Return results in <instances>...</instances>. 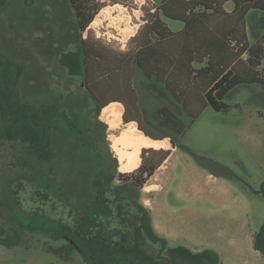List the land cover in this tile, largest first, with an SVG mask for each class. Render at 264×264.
<instances>
[{
  "label": "rangeland",
  "instance_id": "rangeland-1",
  "mask_svg": "<svg viewBox=\"0 0 264 264\" xmlns=\"http://www.w3.org/2000/svg\"><path fill=\"white\" fill-rule=\"evenodd\" d=\"M84 1L85 18L99 10L80 33L79 17L68 0H0V54L25 68L19 84L22 99L56 104L69 114H78L85 140L79 141L63 124L54 126V158L40 167L49 200L35 201V187L23 180L19 208L31 213L39 206L46 216L70 222V208L85 212L93 201L91 180L96 170L114 167L117 158L118 172L127 173L112 147L122 130L111 131L101 117L102 110L96 116L83 71L68 73V67L82 63L79 34L102 52L123 56L136 47L134 38L146 23L148 11L153 12L162 0ZM226 8L232 11L233 2ZM263 18L264 13L248 16L251 45L256 42L253 25L264 35ZM167 24L174 32L184 28L178 21ZM260 72L263 77L264 64ZM132 81L139 99L138 124L132 123L147 136L170 138L164 140L167 149L172 150L170 140L175 145L144 189L135 192L136 199L150 209L156 233L171 246L194 252L213 250L220 255L221 264H264V256L254 249V236L264 223V82L232 88L223 98L225 108L220 112L206 105L195 118L203 104L192 101L191 118L183 112L176 116L174 110L169 118H161L155 112L161 108L162 97L141 89L137 77ZM112 94L125 99L120 88ZM120 105L123 129L128 124L123 120L125 107ZM160 147L156 150L165 149ZM141 155L138 168L153 159L149 153ZM29 157L19 143H0V230L8 231L12 239L16 233L21 237L18 246L0 244V264H82L78 258L73 262L65 259L64 242L22 228L20 222L26 226L28 216L14 214L10 208L14 204L9 198L10 183L13 189L22 176H28L21 161ZM56 194L61 197L57 199Z\"/></svg>",
  "mask_w": 264,
  "mask_h": 264
},
{
  "label": "trees",
  "instance_id": "trees-1",
  "mask_svg": "<svg viewBox=\"0 0 264 264\" xmlns=\"http://www.w3.org/2000/svg\"><path fill=\"white\" fill-rule=\"evenodd\" d=\"M68 1L79 17V32H85L99 8L85 18V1ZM230 1L234 9L227 11L226 4ZM151 11L134 38L138 40L136 47L123 56L102 52L79 34L82 63L76 69L68 67V73L83 71L96 116L103 107L116 102L125 107L123 119L138 124V91L132 81L136 77L141 89L148 93L155 91L158 98L162 97L161 108L155 112L161 118H169L171 110L176 116L183 112L191 118L193 102L197 106L203 104L195 118L206 105L220 112L225 108L223 98L232 88L242 83L264 82V76H260L264 35L253 25L256 42L251 45L247 23L251 13H264V0H162ZM169 20L182 22L183 30L172 31L167 24ZM24 70L23 65L0 54V143H19L30 156L29 160L21 161L28 176H22L13 189L11 182L9 191L14 214L28 216L26 226L20 222L22 228L64 242L62 251L69 262L78 258L82 264H221L220 255L213 250L194 252L185 246H171L154 230L150 209L135 197V192L144 189L172 150L143 149L141 156L149 153L153 159L133 172H118L117 158L114 167L96 170L91 180L93 201L85 212L68 205L71 222L50 218L39 206L31 213L21 211L18 195L24 188L23 180L35 187V201L49 200L45 192L47 181L40 167L54 158V126L63 124L79 141H85L78 114H69L56 104L22 99L19 84ZM111 75L118 78L111 81ZM117 88L125 93V99L114 97L112 93ZM139 130L143 132L140 127ZM147 137L156 141L166 139ZM37 194L44 198L39 199ZM54 197L58 199L61 195ZM63 203L65 207L68 204ZM7 232L1 228L0 244L9 248L18 246L19 234L12 239ZM254 249L264 256V223L254 236Z\"/></svg>",
  "mask_w": 264,
  "mask_h": 264
},
{
  "label": "bare ground",
  "instance_id": "bare-ground-1",
  "mask_svg": "<svg viewBox=\"0 0 264 264\" xmlns=\"http://www.w3.org/2000/svg\"><path fill=\"white\" fill-rule=\"evenodd\" d=\"M120 103H111L102 110L101 117L109 125L111 131L122 132L113 139V150L122 166H127V172H132L138 168L140 162V153L143 149H159L161 145L166 148V142L152 140L135 127V124L128 123L122 129L121 118L122 110ZM114 138V137H113Z\"/></svg>",
  "mask_w": 264,
  "mask_h": 264
},
{
  "label": "crops",
  "instance_id": "crops-1",
  "mask_svg": "<svg viewBox=\"0 0 264 264\" xmlns=\"http://www.w3.org/2000/svg\"><path fill=\"white\" fill-rule=\"evenodd\" d=\"M226 10H227V8H226ZM228 11V10H227ZM139 129V128H138ZM143 133V132H142ZM147 137V136H146ZM167 139H170V138H166V140ZM170 142H171V140H170ZM170 145H171V148H172V153L175 151V148H173V145H172V143H170ZM164 150H170V149H167V148H165ZM169 159V158H168Z\"/></svg>",
  "mask_w": 264,
  "mask_h": 264
},
{
  "label": "water",
  "instance_id": "water-1",
  "mask_svg": "<svg viewBox=\"0 0 264 264\" xmlns=\"http://www.w3.org/2000/svg\"><path fill=\"white\" fill-rule=\"evenodd\" d=\"M105 107H103L102 108V110L104 109ZM124 120V119H123ZM124 122H125V124H128V123H130V122H126L125 120H124ZM139 128V127H138ZM144 134V133H143ZM144 136H146L145 134H144ZM162 141V140H161ZM174 147V146H173Z\"/></svg>",
  "mask_w": 264,
  "mask_h": 264
},
{
  "label": "flooded vegetation",
  "instance_id": "flooded-vegetation-1",
  "mask_svg": "<svg viewBox=\"0 0 264 264\" xmlns=\"http://www.w3.org/2000/svg\"><path fill=\"white\" fill-rule=\"evenodd\" d=\"M163 141V140H162Z\"/></svg>",
  "mask_w": 264,
  "mask_h": 264
}]
</instances>
